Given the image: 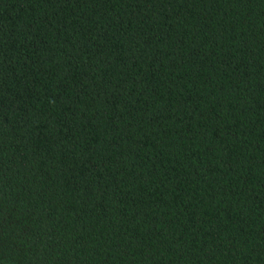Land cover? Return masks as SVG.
Returning a JSON list of instances; mask_svg holds the SVG:
<instances>
[{
    "label": "trees",
    "instance_id": "trees-1",
    "mask_svg": "<svg viewBox=\"0 0 264 264\" xmlns=\"http://www.w3.org/2000/svg\"><path fill=\"white\" fill-rule=\"evenodd\" d=\"M0 264H264V0H0Z\"/></svg>",
    "mask_w": 264,
    "mask_h": 264
}]
</instances>
